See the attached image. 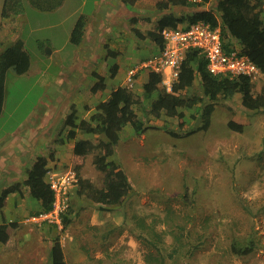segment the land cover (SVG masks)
Instances as JSON below:
<instances>
[{"label":"rangeland","instance_id":"374dc122","mask_svg":"<svg viewBox=\"0 0 264 264\" xmlns=\"http://www.w3.org/2000/svg\"><path fill=\"white\" fill-rule=\"evenodd\" d=\"M160 1L141 0L142 9L147 12L146 21L130 24L132 29L137 27L146 39L135 38L131 30V38L125 37L119 47L110 48L119 53V57L110 56L108 65L102 67L107 87L98 95L86 94L80 101L78 99L74 105L78 106L81 118H89L91 113L88 115V110H95L97 102L107 100L113 90L123 86L129 87L140 100L135 110L145 126L178 130V119L153 115L152 103L157 93L152 98L145 97L144 84L148 72H140L134 85H127L129 70L159 53L148 32L156 29L157 22L167 12L158 9ZM219 1L209 0L201 7L175 6L168 11L177 16H190L201 9L215 10ZM100 3L105 4L104 0ZM126 5L128 9L133 7L130 3ZM68 24L52 31H38L34 36L55 34L54 46L60 48L61 58L67 59V54L75 47L65 43L70 33L65 30L70 28ZM184 25L188 27V22ZM184 25L179 28H185ZM120 28L124 30L127 27L121 25ZM117 33L115 27L111 34L117 37ZM28 35L29 30L24 36L26 49L33 58L32 68L23 75L9 72L6 76V101L0 116V146L4 143L10 146L17 137L22 141L30 137V142L23 145L24 152L18 154L11 148L10 152L15 154L11 161L10 153L4 156L7 159L3 161L4 167L8 163L9 166L22 163V168L17 169L18 172L12 170L10 176L5 169L0 170V194L6 186L18 183V177L42 155L49 159L50 168L56 165L52 169L59 176L68 178L69 185L65 195L66 208L61 216L62 227L56 223L31 221L39 213L40 206L31 198L27 187L22 186L21 195H10L8 206L0 212V224L15 222L18 225L15 230L9 228L16 244L12 250L0 251V264H51V251L57 236L67 264H148L146 259L151 250L145 242V233L149 231V237L153 236V231L169 234L164 238L166 245L170 246L173 242L170 234L175 233L179 225L186 226V233H191L187 239H182L185 242L184 253L189 243L198 248L193 254L181 255L177 261L167 264H264V110L257 113L248 111L242 104V94H236L230 99L221 97L216 102L208 130L187 138H174L165 129H152L136 135L132 127L127 126L113 160L127 172L132 190L121 204L103 206L88 196V192L78 193L77 171L72 161L75 141L67 136L66 114L62 111L58 114L60 110L57 109L52 126H41L42 114H48L52 105L59 108L67 99L62 92L63 81L59 78L63 63L59 53L37 62L34 54L39 46L35 37L28 38ZM226 41L231 47H237L230 38ZM99 50L100 56L106 55V50ZM117 62L122 70L111 78L110 68ZM65 66L68 69L70 64L65 63ZM88 81L95 80L92 77L85 79L82 91H86ZM252 82L254 91L260 92L264 87V74L261 72ZM161 87L164 88L163 83ZM182 95L204 97V104L184 110L186 129L192 130L201 125L202 107L210 103L204 95L199 76L194 86ZM73 97L67 99V106L76 100ZM49 104L52 105L49 107ZM230 122L243 125V131L231 129ZM83 138L98 143L100 137L78 135V139ZM95 153L86 157L80 175L94 187L103 189L106 173L95 166ZM187 189L188 199L184 197ZM64 220L70 221L67 226ZM251 240L257 244L252 254L237 256L231 252L234 242L245 245Z\"/></svg>","mask_w":264,"mask_h":264},{"label":"trees","instance_id":"16d2710c","mask_svg":"<svg viewBox=\"0 0 264 264\" xmlns=\"http://www.w3.org/2000/svg\"><path fill=\"white\" fill-rule=\"evenodd\" d=\"M133 6L137 0H124ZM209 0H162L157 7L161 11H167L157 22L156 29L148 32L159 51L164 48V38L162 32L166 28L177 29L186 24L190 26L197 22H205L214 28L220 27L222 30L223 41L226 49L237 50L241 55L249 57L264 74V0H220L215 10L201 9L195 11L190 16H177L168 11L175 6L196 7L204 6ZM20 0H6L3 11V17L9 18L12 12H18L21 6ZM134 20V19H133ZM85 20L80 18L72 33V43L80 44L85 29ZM185 27V25L183 26ZM137 36L145 39L137 29L134 31ZM230 38L236 43L231 47L226 41ZM107 56L117 57L119 53L112 51L107 47ZM30 67V56L23 49L21 43L7 48L0 54V116L3 112L5 103V82L6 76L10 71L16 74H24ZM118 65L110 69L112 78L117 75ZM98 80L92 87V91L97 93L106 89V79L96 72L93 74ZM198 76L204 89L205 97L210 101L202 107L201 125L195 129H186L185 109H193L199 104H204V97L183 96L182 92L189 90L194 86ZM163 75L156 72H149L147 82L144 84V94L146 98H152L155 93L157 96L152 103V113L156 118L163 115L179 120L178 130L169 127L145 126L138 118L135 106L140 102L135 97L129 87L120 86L113 90L110 97L96 105L95 110L88 119L77 118V112H72L64 121L68 129L67 136L71 140H76L73 150V163L77 171L79 182L78 193L87 194L93 199L105 206H115L121 204L130 194L132 184L129 176L121 165L116 163L113 158L116 154V148L121 141V135L127 126H131L136 135H141L148 130L165 129L166 133L174 138H187L197 132L206 131L212 123V115L215 110L216 102L224 97L233 98L236 94H242V104L250 112H260L264 110V87L258 93L254 91V84L249 77H217L210 73L207 67V60L201 50H190L182 62L177 80L173 84L172 92H167L161 87ZM229 127L239 132L243 131L244 126L230 122ZM98 136L99 142L94 143L90 139L77 140L79 133ZM95 153L94 164L102 172L106 173L105 187L98 189L91 183L81 178L80 171L83 167L86 157ZM53 157V155H51ZM49 159L39 157L32 168L28 171L27 179L23 183L9 185L1 191L0 194V212L4 208L7 197L19 192L22 194V186L30 191L32 199L37 201L41 212H49L53 208L55 201V192L46 180ZM187 191L184 197H187ZM101 208H107V207ZM191 218L190 216H188ZM191 221L194 219L191 218ZM69 220L64 224L67 226ZM18 228L15 222H3L0 224V247L2 252L15 248L16 241L13 234L9 232ZM147 232V231H145ZM175 233L170 234L173 242L170 246L165 243L166 233L150 232L146 234L145 242L151 252L147 256L148 264H167L177 261L181 255L184 257L193 254L198 248L191 243L187 244L185 253L183 251L184 241L191 233H186V226H176ZM257 244L251 240L248 244H239L234 242L231 246V252L237 256H248L254 252ZM51 264H67L63 246L60 237L54 238V244L51 251Z\"/></svg>","mask_w":264,"mask_h":264},{"label":"crops","instance_id":"0c3cea01","mask_svg":"<svg viewBox=\"0 0 264 264\" xmlns=\"http://www.w3.org/2000/svg\"><path fill=\"white\" fill-rule=\"evenodd\" d=\"M20 1H21L20 3L21 6L20 8L18 7L19 9L18 12H12L9 18H4L3 11L6 0H0V54L7 48L16 45V43H21L23 49L30 56V67L26 73H28L31 70L33 63L32 55L26 49L27 39L24 36V33H26V31L29 30V35L27 36L29 38V36H34V34L38 31H42V30L52 31V29L63 27L69 23L68 26L70 28L69 29L66 28L65 30L70 31V33L68 34L65 43L69 42L73 44L72 33L75 26L80 18H83L85 20L86 24H85L83 39L80 44L77 45L73 44L75 47L69 53L66 52V54L68 53L67 59H65L64 57L62 59L60 55L61 54L60 48H55L54 46L55 45L54 41L56 42V38H57L55 34L54 35L49 34L48 36L42 35L39 38H36L34 36L36 39V43L39 46L37 52L34 55H36V61L39 62V61H43L48 56H52L59 53V58L62 59V63H63L62 64L63 70L60 71V76H59V78L63 81V88H62L63 95L65 96L67 95V99L71 96H74L73 98L76 99L70 101V104L68 106L66 105V101H67L66 99L64 102H62L59 108H56L55 105L51 104L52 105L51 106L49 104L48 106L51 107L49 108L50 110L48 114L47 112H44L45 114H42L41 116L42 119L40 120L42 121L41 126H45L46 124H48V126H52L51 122L55 117L56 114L55 110L57 109L60 110L58 114H60L61 111L62 113L66 114L65 119L74 111L77 112V118L79 117V119H87L88 116L85 118L80 117V112L78 113L79 111L78 106H75L74 104L78 103V99L80 101V99L83 98L86 94H88V96H90V94L98 95L101 91H103L101 90L97 93H94L92 91V87L95 85V83L98 80L96 77L93 76V74L96 72L97 74L102 75L106 79V75L103 73L102 67L103 65L106 66L108 65L107 61L109 57L107 56L108 53L107 47L108 48L119 47L120 42L123 43L125 37L131 38V34H130L131 30L134 34H135L134 31L136 29L139 32H141L137 27H133L132 29L130 24L131 22L141 23L146 21L147 12L143 11L141 0H138L135 6H133L131 9L127 8V5L124 2V0H104L105 2L104 5L100 3L101 0H20ZM137 4L139 6L138 9H137ZM133 14L135 16H133ZM121 25H126L127 28H124V30H122L120 28ZM115 27L117 28L118 31L117 33L118 35L116 34L117 37L111 34L112 32H114ZM135 36H134L135 38H140L136 34ZM47 47H50V49L45 50V48ZM99 49L103 50V52L104 50H106L107 52L106 55L103 53V56H100ZM81 53H83L82 57H81ZM117 57H119V55ZM102 59L103 61H101ZM65 63L70 64L68 69H66ZM115 65H118V70H117V74H118L122 70L121 64L117 62ZM112 67L113 66H111V68ZM90 77H92L95 81H90V83L88 81L87 83L88 86L86 88V91H82V89L86 85L84 80L85 79L88 80ZM80 95L81 97H79ZM5 101H6V82H5ZM100 102H97V104H99ZM4 107H5V103H4ZM93 110L94 109L88 110L89 111L88 115L92 113ZM48 126H46V128ZM31 134L32 137L34 138L35 137L34 130L31 131ZM79 134H83V133L80 132ZM79 134H77L76 139H78ZM18 138L19 137H17L10 146L7 143H4V146H0V160H1L0 170L5 169V171L7 172V174H9V176L12 170H16L18 172V170L22 168L20 167L22 163L17 165H15L16 163H14L13 165L10 164L9 166L8 163L9 161H8L7 162L8 164L6 165V167H4L3 161H7V159H5L6 157L4 158V156H6L7 153H10L12 156L11 157L9 156L10 157L9 160L11 161L15 157L13 151L16 150L17 154L19 152H24L25 148L23 145L30 142L29 141L30 137L23 141L22 139L18 140ZM74 141L76 143V140ZM16 142L18 143L16 144ZM75 143L72 148L73 150L75 147ZM33 147L35 149V146ZM11 148L13 150L12 153L10 152ZM43 156L44 155L40 157ZM37 159L33 161V163L29 166L28 170L23 172V174H21L18 177L16 182L20 183L27 179V173L32 168V166L34 165ZM55 166L56 165H54L52 168L55 169ZM7 167L9 168L6 169ZM48 168L50 167L48 166ZM19 173H21V171H19ZM15 194H20V193L16 192L10 195L15 196ZM10 195L7 197L3 209H5L8 206ZM0 251L2 252V248L0 249Z\"/></svg>","mask_w":264,"mask_h":264},{"label":"built area","instance_id":"2783aa9c","mask_svg":"<svg viewBox=\"0 0 264 264\" xmlns=\"http://www.w3.org/2000/svg\"><path fill=\"white\" fill-rule=\"evenodd\" d=\"M162 35L164 48L129 71L128 86L134 85L140 72H156L163 75V87L171 93L182 62L190 50H201L204 53L208 70L214 76L231 79L249 77L253 80L261 74V70L249 57L241 55L237 50L226 49L220 27L214 28L200 21L185 28H166ZM46 180L55 192L53 208L49 212L38 213L31 221L56 223L62 227L61 216L66 208L68 178L61 177L52 168H48Z\"/></svg>","mask_w":264,"mask_h":264}]
</instances>
